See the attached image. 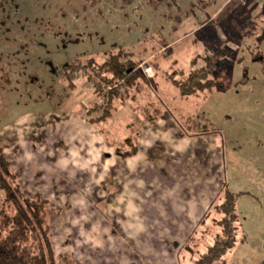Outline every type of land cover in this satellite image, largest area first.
Here are the masks:
<instances>
[{"label":"rangeland","instance_id":"374dc122","mask_svg":"<svg viewBox=\"0 0 264 264\" xmlns=\"http://www.w3.org/2000/svg\"><path fill=\"white\" fill-rule=\"evenodd\" d=\"M194 1L0 0V143L24 195L53 207L49 226L56 257L71 255L75 264H117L116 252L124 251L106 253L89 244L109 239L110 225L101 214L104 202L95 200L96 171L93 161L85 160L86 148L99 138L101 148L127 153L134 145L129 120L142 121L144 113L152 121L160 112L167 116V128L174 125L182 138L203 135L175 158L196 155L197 173L214 178L222 191L215 198L224 190L238 195L237 242L226 264H264V42L257 47L254 37L264 31V0H218L207 10L214 24L205 27H200L205 13L188 15ZM224 22L240 44L229 42ZM218 45L236 55L228 91L181 96L168 81L170 73L188 71L194 58ZM120 51L139 61L136 71L150 78L148 83L139 80L126 88L124 81H109L99 66L108 53ZM143 128H137V134L146 132L139 143L155 142L152 130L162 135ZM167 137L166 132L168 145ZM212 140L222 141L220 153L207 152ZM159 141L152 146L163 149V136ZM143 155L148 164L158 159L156 150ZM144 181L142 188L157 192V180ZM211 215L176 250L182 264H194L219 233L220 216ZM134 250L128 253L145 259L144 250Z\"/></svg>","mask_w":264,"mask_h":264},{"label":"crops","instance_id":"0c3cea01","mask_svg":"<svg viewBox=\"0 0 264 264\" xmlns=\"http://www.w3.org/2000/svg\"><path fill=\"white\" fill-rule=\"evenodd\" d=\"M207 12L209 13V11ZM205 26L207 25L200 27ZM140 102L142 103V101ZM142 114L139 117L142 118V121L137 117L136 120H129L128 124L130 125H127V131H130L131 137H134L133 144L136 148V153L132 156L126 159L119 158L114 153V146L101 148L99 138L93 139V144L86 148L85 160L93 161L96 171L94 182L98 192L95 200L104 202V212L101 214L107 218V221L109 220L110 225L109 239L104 238L102 242L95 240L89 244L96 251L102 250L106 253H109L107 252L108 249L112 252L124 251L122 253L116 252L117 257L113 262L117 264H182L181 259L176 258V250L187 241L189 235L205 224L209 217L211 218L213 207L218 203L221 196L215 197L222 191H219L218 187L215 186L214 178L212 180L210 177L209 180L206 175L204 178L203 174L197 173V162L193 161L196 155L190 153L186 157L187 161L175 158L181 155L184 147L194 141V138L203 136L202 134L190 136L183 133L185 137L182 138L181 133L176 131L177 127L170 124L167 128L164 123L167 118L166 115L159 112L151 121L150 116ZM133 118L134 116H132ZM170 119L172 121L174 117ZM140 125L149 129L155 128L162 135H155L154 130H152L150 132L155 138V142L150 144L149 140L146 142L144 139L139 143V138L146 134L143 130L137 134V128ZM166 132L168 134L167 140L171 141L168 145L166 144ZM161 136H163V149H157L153 146L160 143ZM207 142L209 154L220 153L222 141ZM107 148H110L111 152H107ZM154 150L158 153V159L153 160L154 164H148L143 153L144 151L152 153ZM173 154L175 156L171 158ZM166 156L170 159H166ZM170 163L173 166L172 172L168 171L172 168ZM106 169L107 172L103 173V170ZM147 170L153 172L147 174ZM166 171L169 176H166ZM123 173H125L124 176ZM101 175L104 177L100 178ZM149 176H152L153 180ZM146 177L150 179L149 182L157 180L155 182L157 184L156 193L148 192L142 188L146 183L144 181ZM107 184L113 186L114 191H110L111 188L110 190L103 188ZM151 186L154 188V184ZM114 228L116 232L113 231ZM97 236L100 237V234ZM101 239L103 240L102 235ZM109 244L112 247H109ZM115 246L116 249L114 250ZM134 249L144 250L145 259L142 256L133 257L128 253ZM156 251L159 255L154 259L153 255L156 254ZM111 255L114 254L111 253Z\"/></svg>","mask_w":264,"mask_h":264},{"label":"trees","instance_id":"16d2710c","mask_svg":"<svg viewBox=\"0 0 264 264\" xmlns=\"http://www.w3.org/2000/svg\"><path fill=\"white\" fill-rule=\"evenodd\" d=\"M218 0H195L190 3L188 15L195 11L205 13L206 19L200 26H213L207 10ZM177 23L180 19H176ZM224 22L225 33L229 42L240 44L238 34ZM254 36V35H253ZM257 47L264 42V31L256 35ZM219 46V45H218ZM250 51V46H247ZM168 53H165V56ZM257 55V53H256ZM107 59L99 66L111 77L109 81H124L126 88L136 86L137 82L148 83V79L136 71L139 61L133 60L130 53L107 55ZM255 61H262V56L252 57ZM122 60V61H121ZM236 55H227L222 47L214 48L211 53L198 56L190 62L188 71L171 72L168 81L181 96H195L198 93H225L230 88L233 61ZM225 76L218 77V73ZM230 75V78H229ZM176 76L184 78L177 80ZM108 81V82H109ZM114 98V94H109ZM197 125V124H196ZM128 145L129 140H127ZM133 146V147H132ZM127 153L116 150V154L125 159L136 153L132 145ZM17 173L11 169V164L0 143V264H75L71 255L55 256L53 252V236L49 226V218L53 207L48 200L39 197L29 198L24 195L16 184ZM238 195L224 190L213 211L219 215L215 222L219 233L213 236V241L206 251L194 261V264H226V255L235 247L237 242L236 199Z\"/></svg>","mask_w":264,"mask_h":264}]
</instances>
